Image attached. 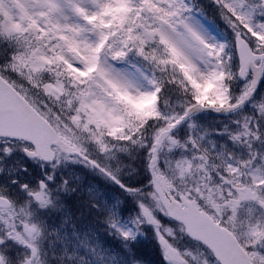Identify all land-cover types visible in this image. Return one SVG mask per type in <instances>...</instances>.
Returning a JSON list of instances; mask_svg holds the SVG:
<instances>
[{
  "label": "snow or ice",
  "instance_id": "snow-or-ice-1",
  "mask_svg": "<svg viewBox=\"0 0 264 264\" xmlns=\"http://www.w3.org/2000/svg\"><path fill=\"white\" fill-rule=\"evenodd\" d=\"M0 264H264V0H0Z\"/></svg>",
  "mask_w": 264,
  "mask_h": 264
},
{
  "label": "trees",
  "instance_id": "trees-1",
  "mask_svg": "<svg viewBox=\"0 0 264 264\" xmlns=\"http://www.w3.org/2000/svg\"><path fill=\"white\" fill-rule=\"evenodd\" d=\"M149 258H153L154 259V256L149 255Z\"/></svg>",
  "mask_w": 264,
  "mask_h": 264
}]
</instances>
